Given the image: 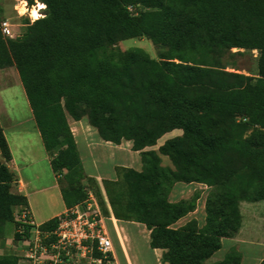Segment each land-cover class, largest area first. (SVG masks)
Here are the masks:
<instances>
[{"label":"trees","instance_id":"trees-1","mask_svg":"<svg viewBox=\"0 0 264 264\" xmlns=\"http://www.w3.org/2000/svg\"><path fill=\"white\" fill-rule=\"evenodd\" d=\"M24 1L45 5L44 17L25 19L23 34L13 31V38L0 31V70L17 71L65 207L83 204L90 192L83 181H93V196L108 215L67 122L86 118L102 140L130 141L140 157V171L120 167V178L102 180L115 219L145 225L150 248L163 250L162 263L241 264L234 247L222 260L206 261L241 229L240 204L264 201V0ZM141 37L160 48L157 57L133 47L115 65L108 48ZM252 50L256 71L239 72L237 57ZM174 130L181 135L144 150ZM10 160L0 126V234L11 223L15 239L25 241L32 227L18 217L28 204L15 190ZM176 183L208 188L202 225L191 219L174 226L195 211L200 196L171 202ZM58 222L38 228L52 232ZM19 260L0 254V264Z\"/></svg>","mask_w":264,"mask_h":264},{"label":"rangeland","instance_id":"rangeland-1","mask_svg":"<svg viewBox=\"0 0 264 264\" xmlns=\"http://www.w3.org/2000/svg\"><path fill=\"white\" fill-rule=\"evenodd\" d=\"M33 6L34 8L32 6L25 7L24 3H20L17 0H0V15L2 18L9 20L13 25L12 29L16 34L22 35L25 29L24 20L27 19L31 22L34 18L31 15V10L36 8V3ZM133 47L142 48L153 58L157 57L158 51L160 50L152 40L144 37L126 39L108 48V51L115 59L114 64L118 66L122 65L126 61V51ZM236 51L237 49H232V52ZM257 57L258 53L256 50L246 51L243 56H238L237 68L239 72L244 74H248V72L254 73L257 67ZM227 70L233 71L232 68H228ZM0 121L3 125L5 136L8 139L14 156L17 157L20 154L24 155L26 154V149H28L29 152L27 154L33 161L31 167H29V172H31V170H37L40 174L42 173V181L45 180L46 174H48V178L51 179L52 172L46 159L47 155L41 141L38 139L35 122L23 87L19 81L17 71L14 67L0 70ZM92 132L97 136L94 129ZM175 136L178 135L174 133V131L165 134L158 140L155 148L160 146L165 140ZM20 144L25 145L26 147H23ZM79 148L86 178H89L87 174L108 177L107 174L111 175V168L113 165L138 168L141 164L139 155L134 151L132 153V150L127 151L125 149L124 151L115 152L112 156L110 154H104L105 152H101L104 155L99 157L96 153L94 156H90V153L87 152L85 147H82L81 144L79 145ZM163 158L162 165L170 166L171 163L169 159L167 157ZM121 172L120 167L115 169L117 179L120 178ZM102 180L104 179H100V184L97 181L96 182L102 191L108 211V215L101 212L107 231V221L105 222V219L110 217V211L108 208L110 206H107L108 202L103 190ZM83 184L87 186L88 190L93 195H95L97 185L93 181L84 180ZM195 191H200V209L199 212L196 213V216L201 222L203 221L204 216L202 206L208 189H203L202 187L199 189L198 186H183L181 187V190L176 191L174 194L177 195L176 198H189ZM47 195H49L50 203H47ZM30 203L34 211V222L37 225L47 221L54 214L61 212L64 208L63 201L60 199L58 191L55 189L47 193L43 192L31 195ZM240 212L242 215V226L240 231L233 238L223 239L221 248L215 252L206 263H213L222 260L232 247L241 253V264H258L264 259V201L255 203L242 202L240 204ZM14 232V225L11 223L6 224L3 232L0 234V247L5 249L6 239L10 237L9 253L19 254V251L14 252L12 250H15V248H21L23 243L15 239ZM139 243L140 242H138V244ZM3 253L5 254L7 251H3Z\"/></svg>","mask_w":264,"mask_h":264},{"label":"crops","instance_id":"crops-1","mask_svg":"<svg viewBox=\"0 0 264 264\" xmlns=\"http://www.w3.org/2000/svg\"><path fill=\"white\" fill-rule=\"evenodd\" d=\"M20 81V80H19ZM31 110V109H30ZM68 125L70 127V130L73 134L77 150L80 156V148L79 145L81 144L82 147L84 146L87 152L90 153V156H94L96 153L97 156L101 157L104 154L108 155L110 154L111 156L114 155L115 152L119 151H124L125 149L127 151L131 150L132 143L130 141H122L121 144L115 145L111 142H106L102 140L99 135L95 136L93 134V127H91L87 121L86 118L81 119L80 121H74L70 117L67 118ZM0 126L3 128V125L0 121ZM36 126V125H35ZM96 131V129H94ZM36 133L38 136V139L41 141L40 134L36 128ZM4 132V129H3ZM97 133V131H96ZM174 133L177 135H181L182 131L181 130H174ZM5 135V133H4ZM6 138V136H5ZM8 147L11 153V160L6 163L8 169L12 171L17 179V185L15 187V190L18 193H21L24 195L27 199V206H28V211L30 212L32 219L34 220V211L32 209V205L30 203V196L35 194V193H47L53 189L58 191L60 199L61 197V192L59 188V184L57 181V176L53 173L51 167L50 170L52 172V178H48V174L45 175V180L42 181L41 176L42 173L40 174L37 170H31L29 172V167H31L32 164V159H30L29 155L27 154L29 152L28 149H26V154H20L19 156H14L12 148L8 142V139L6 138ZM164 143V142H163ZM162 143V144H163ZM161 144V145H162ZM23 147H26L25 145L20 144ZM43 145V143H42ZM156 146V145H155ZM153 147H147L144 150H157V148ZM44 148V147H43ZM45 151V149H44ZM101 152H105L104 154ZM46 153V159L47 162L50 166V158L49 155ZM133 153V151H132ZM138 154V152H135ZM139 155V154H138ZM161 160L163 162V157L160 156ZM81 159V157H80ZM140 159V157H139ZM132 160V158H131ZM130 160V162H131ZM82 162V161H81ZM83 165V164H82ZM117 167H125L123 165H113L111 168V175H108V177H101L99 175H94V174H87L89 177L94 178L99 184L100 179H106V180H116V173L115 169ZM131 168V167H127ZM137 171L141 170V164L139 165L138 168H133ZM26 171V172H25ZM28 171V172H27ZM26 173V174H25ZM110 174V173H109ZM86 175V174H85ZM195 187L198 186L199 189L201 187L203 189H208L206 186L197 184V183H190V184H184V183H176L174 187L172 188L170 194H169V200L171 202H176L181 199H188V198H176V194H174L176 191L181 190V187ZM92 194L91 192H89ZM93 195V194H92ZM47 203H50V198L49 195H47ZM200 198L197 200V205L195 211L189 213L185 217L181 218L174 226L175 227H180L184 225L186 222L190 221L191 219L197 220L199 225H202L204 223V218H205V213L203 216V221L200 222V220L197 218L196 213L199 212L200 209V203H199ZM63 201V200H62ZM205 201V199H204ZM64 204V203H63ZM107 206L109 204L107 203ZM203 210H204V202H203ZM110 217L105 219V222L107 221V233L109 235V238L112 241L113 245V257H114V262L115 264H167V263H162L161 262V256L163 254L162 249H152L149 246V241H150V231L145 227V225L140 224V223H135L131 221H122L115 219L114 216L111 213L110 207ZM68 209L65 207L61 212L54 214L50 219L52 218H58L61 216L63 213H65ZM48 219V220H50ZM47 220V221H48ZM46 222V221H45ZM44 223V222H43ZM42 224V223H41ZM105 225V223H104ZM106 228V226H105ZM240 231V230H239ZM10 237L6 239L5 246L6 248L3 249L0 247V254H4L3 251H7L5 254H14L20 257L19 263L18 264H27V262L23 259V251H24V245L21 248H15V250L12 251H19L20 253H9L10 251V244H9ZM223 240V239H222ZM22 242V241H21ZM138 242H140L138 244Z\"/></svg>","mask_w":264,"mask_h":264},{"label":"built area","instance_id":"built-area-1","mask_svg":"<svg viewBox=\"0 0 264 264\" xmlns=\"http://www.w3.org/2000/svg\"><path fill=\"white\" fill-rule=\"evenodd\" d=\"M27 5L24 0H17ZM37 14L31 22L44 17L38 8ZM34 8V6H32ZM12 24L8 19L0 23V31L4 37L13 38ZM59 222L55 230L42 234L28 210L20 213L18 220L24 225L32 227L31 237L23 240V259L27 264H115L113 245L104 225V218L100 207L92 194L81 205L68 209L58 217ZM22 228L19 232H22ZM53 240L45 243L50 237ZM100 255L95 257L94 251Z\"/></svg>","mask_w":264,"mask_h":264},{"label":"snow or ice","instance_id":"snow-or-ice-1","mask_svg":"<svg viewBox=\"0 0 264 264\" xmlns=\"http://www.w3.org/2000/svg\"><path fill=\"white\" fill-rule=\"evenodd\" d=\"M39 7H40V8H44L45 5L40 4ZM32 15H33V16H37V12H36V11H33Z\"/></svg>","mask_w":264,"mask_h":264},{"label":"bare ground","instance_id":"bare-ground-1","mask_svg":"<svg viewBox=\"0 0 264 264\" xmlns=\"http://www.w3.org/2000/svg\"><path fill=\"white\" fill-rule=\"evenodd\" d=\"M39 5H40V3H39ZM39 7V6H38ZM41 9V8H40ZM34 10V9H33ZM33 10H31V15H32V13H33ZM35 10H36V12H37V9L35 8ZM33 16V15H32ZM37 16H38V14H37ZM37 16H33L34 18H36Z\"/></svg>","mask_w":264,"mask_h":264},{"label":"clouds","instance_id":"clouds-1","mask_svg":"<svg viewBox=\"0 0 264 264\" xmlns=\"http://www.w3.org/2000/svg\"><path fill=\"white\" fill-rule=\"evenodd\" d=\"M33 11H36L35 9Z\"/></svg>","mask_w":264,"mask_h":264}]
</instances>
